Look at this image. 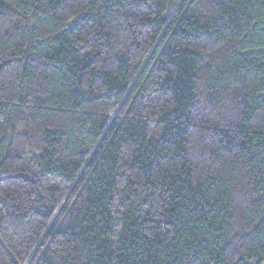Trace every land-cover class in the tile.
Instances as JSON below:
<instances>
[{
    "label": "trees",
    "instance_id": "1",
    "mask_svg": "<svg viewBox=\"0 0 264 264\" xmlns=\"http://www.w3.org/2000/svg\"><path fill=\"white\" fill-rule=\"evenodd\" d=\"M0 264H264V0H0Z\"/></svg>",
    "mask_w": 264,
    "mask_h": 264
}]
</instances>
